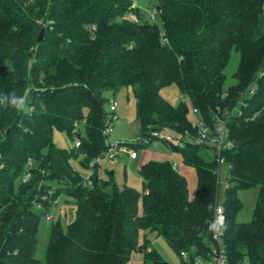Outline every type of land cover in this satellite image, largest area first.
<instances>
[{"label":"trees","instance_id":"16d2710c","mask_svg":"<svg viewBox=\"0 0 264 264\" xmlns=\"http://www.w3.org/2000/svg\"><path fill=\"white\" fill-rule=\"evenodd\" d=\"M156 15L161 27L133 0H0V93L23 95L28 104L27 112L0 107V264H129L133 253L168 264L147 232L162 237L179 264H192L210 249L217 199L213 145L166 143L195 169L192 199L187 179L169 160L138 168L140 191L119 187L112 173L100 178L98 163L88 185L72 161L90 168L105 152L108 92L131 87L138 136L158 130L186 139L196 134L191 106L213 127L251 80L254 93L227 120L232 146L222 151L229 165L224 243L228 264H264V0H157L151 18ZM233 49L239 53L236 82L223 90ZM169 85L186 100L170 104L160 94ZM54 130L71 145L58 147ZM29 159L32 176L24 183ZM255 185L252 218L239 222L237 191ZM49 189L52 198L71 197L75 214L66 225L51 224L41 262L37 234L50 204L36 210L34 202ZM182 250L190 261L182 260Z\"/></svg>","mask_w":264,"mask_h":264},{"label":"rangeland","instance_id":"374dc122","mask_svg":"<svg viewBox=\"0 0 264 264\" xmlns=\"http://www.w3.org/2000/svg\"><path fill=\"white\" fill-rule=\"evenodd\" d=\"M137 4V7L143 12L144 17L150 21L155 22L161 27V22L159 18L154 16L152 19L153 9L157 5V0H133ZM131 17V16H129ZM239 63V53L233 49L230 53L229 61L225 67V82L223 85V90H226L230 85L236 82L234 78V72L236 71ZM160 94L172 105H177L183 97L178 88L175 85H169L161 89ZM108 97V102L105 104V108L108 110L109 101L115 100L117 102L116 108V119L112 120L110 124V130L107 134V141L109 143H114L118 140H131L138 136L139 123L135 115V98L132 93L131 87H123L115 91L114 93L108 92L106 94ZM192 118L190 113L189 119ZM79 131L84 134V124L79 125ZM53 142L58 147H69L71 145L70 140L67 138L64 132L54 130L53 132ZM151 152L154 147H158ZM166 143L159 140H153L146 147L137 150L138 157L135 160H130L125 155H121L118 158L103 159L98 162V176L102 179H107L112 173V178L119 187L126 184L137 190H141V180L138 175V168L148 162V161H161L162 151L166 149ZM167 150V149H166ZM170 151V150H169ZM149 154V159L143 161ZM145 154V155H144ZM174 157L179 159V155L174 153ZM178 172H181L187 179L188 184V197L192 199L196 192L197 179L194 167L183 163V161H178ZM73 166L83 175L88 176L90 174V168H82L79 165V160L72 161ZM227 171L228 168L226 164L222 163L219 165L218 177H217V203L219 205L223 204L224 201V191L227 183ZM259 193V185L243 188L237 191V196L240 198L242 203L241 209L236 215V220L239 222H248L252 218L254 205ZM57 204L50 205L45 211L51 216V221H46L42 215L39 225V230L37 234V245L35 250V257L41 262L44 260L45 247L48 239V234L50 226L56 221H60L63 225H66L74 218L75 214V204L71 197L61 194L57 197ZM139 212H141V207L139 204ZM151 246L159 253V255L168 264H179V255L167 244V242L162 238L154 235L153 233H146ZM140 240H143V235ZM129 264H150L149 262H144L142 255L139 253H133Z\"/></svg>","mask_w":264,"mask_h":264},{"label":"built area","instance_id":"2783aa9c","mask_svg":"<svg viewBox=\"0 0 264 264\" xmlns=\"http://www.w3.org/2000/svg\"><path fill=\"white\" fill-rule=\"evenodd\" d=\"M255 90L254 81H250V83L245 87V89L240 93L234 107L230 111H226L221 115H217L215 117V122L213 127H210L204 118L200 116L199 112L196 108L190 107L189 115L191 113L192 118L191 121L193 125L196 127V134L193 137H188L187 134L185 135L186 139H183L179 136H175L172 133L165 132V131H158L153 130L147 136H136L134 139L131 140H118L114 143H109L107 138L105 140L106 150L105 152L98 156L95 160H93L89 167H90V174L88 176H83L85 182L88 185H92L91 175L93 174L94 165L95 163L100 162L103 159H111L114 160L121 155L127 156L129 159H135L137 157V150L133 147V145L138 144H148L153 140L163 141L164 143H169L172 145H177L182 147L186 142L194 143V144H204L208 143L209 145H213L214 151L216 154V162H217V169L216 174L218 177L219 165L225 163L224 158L222 156V151L228 149L232 146V142L226 140L227 137V120L231 116L234 110L239 111V105H244V98L246 95H252ZM181 100L184 101V98ZM116 108L117 102L115 100L109 101L108 113L107 117V125L105 132L108 134L110 130V124L112 120L116 119ZM240 112V111H239ZM80 144V140L76 138L74 140V146L78 147ZM227 168L229 169V165L226 164ZM32 167L33 162L32 160H28L21 176L22 182H27L32 176ZM173 168L176 169V164L173 163ZM53 191L51 189L47 190L45 193L39 195L34 202V208L36 210L44 209V203L47 202L50 205L57 204V198H52ZM46 221H51V216L45 213L44 216ZM222 220V223L225 224V209L222 205H219L216 201L213 207L212 213V222L215 220ZM211 222V223H212ZM180 256L184 261H190V252L186 250H182L180 252ZM192 259V258H191ZM192 264H228L227 262V255H226V247L224 243V229L221 231H216L212 229L211 233V243L210 249L206 251L204 254H197L192 259Z\"/></svg>","mask_w":264,"mask_h":264},{"label":"clouds","instance_id":"9594fccd","mask_svg":"<svg viewBox=\"0 0 264 264\" xmlns=\"http://www.w3.org/2000/svg\"><path fill=\"white\" fill-rule=\"evenodd\" d=\"M0 107H12L20 112L28 111V104L25 96L18 95L15 92L7 94L0 93ZM210 227L216 231H221L226 226L222 223V220L218 219L213 221Z\"/></svg>","mask_w":264,"mask_h":264},{"label":"crops","instance_id":"0c3cea01","mask_svg":"<svg viewBox=\"0 0 264 264\" xmlns=\"http://www.w3.org/2000/svg\"><path fill=\"white\" fill-rule=\"evenodd\" d=\"M136 6H137V4L136 3H134ZM158 146V145H157ZM166 146V149H163V151H162V159H164V160H169V161H171L172 163H175L176 164V170L178 171V161H182V158H181V156H180V154H178L177 153V155H179V159L177 158V157H174L175 155H173L174 153H176V152H173L171 149H170V147L169 146H167V145H165ZM157 148H160L159 146L158 147H154V149H152L151 150V152L153 151V150H155V149H157ZM170 150V151H169ZM149 154L150 153H148L146 156V158H144V160L143 161H146L147 159H149L148 157H149ZM145 155V154H144ZM127 157V156H126ZM137 157H138V153H137ZM136 157V158H137ZM128 158V157H127ZM135 158V159H136ZM135 159H130V160H135ZM179 173H181V172H179ZM182 174V173H181Z\"/></svg>","mask_w":264,"mask_h":264},{"label":"water","instance_id":"95a60500","mask_svg":"<svg viewBox=\"0 0 264 264\" xmlns=\"http://www.w3.org/2000/svg\"><path fill=\"white\" fill-rule=\"evenodd\" d=\"M43 31H44V29L42 28V29L40 30V32H39V37H38V40H39V41L42 39ZM234 144L237 145L238 142H234Z\"/></svg>","mask_w":264,"mask_h":264}]
</instances>
